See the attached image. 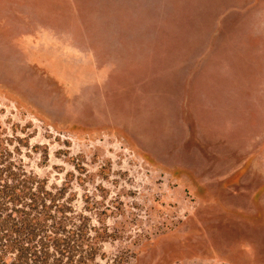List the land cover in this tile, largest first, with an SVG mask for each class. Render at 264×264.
<instances>
[{
    "label": "rangeland",
    "instance_id": "rangeland-1",
    "mask_svg": "<svg viewBox=\"0 0 264 264\" xmlns=\"http://www.w3.org/2000/svg\"><path fill=\"white\" fill-rule=\"evenodd\" d=\"M25 176L120 234L99 261L264 264V0H0Z\"/></svg>",
    "mask_w": 264,
    "mask_h": 264
},
{
    "label": "trees",
    "instance_id": "trees-1",
    "mask_svg": "<svg viewBox=\"0 0 264 264\" xmlns=\"http://www.w3.org/2000/svg\"><path fill=\"white\" fill-rule=\"evenodd\" d=\"M30 182L0 179V264H116L97 259L105 255L100 243L119 237L115 229L97 217L91 234L85 222L77 224L86 218L58 199L63 187L52 193L39 183L30 190Z\"/></svg>",
    "mask_w": 264,
    "mask_h": 264
}]
</instances>
